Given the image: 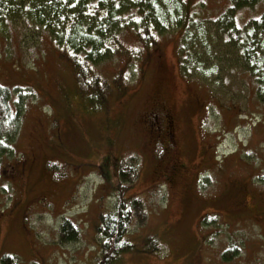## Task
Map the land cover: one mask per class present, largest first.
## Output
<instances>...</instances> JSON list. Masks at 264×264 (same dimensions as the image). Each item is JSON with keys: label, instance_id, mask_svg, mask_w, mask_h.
<instances>
[{"label": "rangeland", "instance_id": "rangeland-1", "mask_svg": "<svg viewBox=\"0 0 264 264\" xmlns=\"http://www.w3.org/2000/svg\"><path fill=\"white\" fill-rule=\"evenodd\" d=\"M228 3L184 0L186 23L148 45L120 32L114 56L81 81L72 53L46 32L0 30V86L23 98L0 164V264H91L100 212L134 197L141 211L126 237L135 249L115 264H264V103L243 66L221 58L228 44L214 18ZM263 11L264 2L239 15ZM92 79L101 91L89 99ZM162 104L175 117L172 141L154 128ZM175 160L179 178L155 174ZM66 219L77 236L63 242Z\"/></svg>", "mask_w": 264, "mask_h": 264}, {"label": "trees", "instance_id": "trees-1", "mask_svg": "<svg viewBox=\"0 0 264 264\" xmlns=\"http://www.w3.org/2000/svg\"><path fill=\"white\" fill-rule=\"evenodd\" d=\"M263 2L264 0H229L225 11L215 16L214 21L219 32L225 37L223 40L228 44L221 58H227L232 65L239 63L241 68L243 66L244 71H247L255 82L254 97L264 103V11L255 17L244 19L239 15L243 7H254V4ZM188 20L192 22L189 18ZM186 21L187 9L184 0H0V30L5 33L9 25L24 23L46 32L53 43L52 47L61 50L62 54L72 53L74 73L79 81L81 78L86 79L88 65H96L114 56V51L120 47V32L131 30L140 34L139 37L148 45L152 42V37L170 26L184 25ZM196 30V33L189 35L192 41L200 38L198 28ZM182 70L185 72L186 67L183 66ZM92 81H85L88 87L95 86L93 90L96 92L87 94L89 99L97 98L101 91L99 80ZM11 91L10 86H0V164L14 147L11 142L21 117L17 103L21 104L23 98L20 96L21 99L17 97L11 101ZM83 97L86 98V94ZM159 107L156 108L160 111L172 109L163 104ZM162 126L163 121L157 123L154 128L157 132H162L163 136L164 131L161 129L165 128ZM165 136L170 141L173 140V133L169 135L165 132ZM159 139L164 141L161 136ZM114 162L113 166L119 167L120 161L117 165ZM104 163H110L108 158ZM157 165L154 168L155 174L158 173L167 180H170L173 174L179 178L184 168L177 160L172 165H167L165 171H159L162 167ZM121 171L123 175L132 174L129 167L126 172ZM113 205V211L105 210L98 216L96 236L99 238L98 245L103 244L99 246L101 251L91 264H115L126 252L135 249L126 233L132 218L137 219L140 216L141 206L136 197L118 198ZM68 226L71 227V224L67 219L60 226L63 242L77 236V231L69 230ZM145 245L153 247L151 240ZM4 259L2 264H14L11 257ZM9 259L12 263L7 262Z\"/></svg>", "mask_w": 264, "mask_h": 264}, {"label": "flooded vegetation", "instance_id": "flooded-vegetation-1", "mask_svg": "<svg viewBox=\"0 0 264 264\" xmlns=\"http://www.w3.org/2000/svg\"><path fill=\"white\" fill-rule=\"evenodd\" d=\"M158 113V121L155 122V125L157 126V123H160L163 121V126L165 130L161 129V131H164L169 135H172L173 130L175 128V117L173 116V112L171 109H165L164 111L157 110ZM162 126V128H163Z\"/></svg>", "mask_w": 264, "mask_h": 264}]
</instances>
